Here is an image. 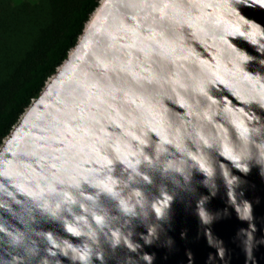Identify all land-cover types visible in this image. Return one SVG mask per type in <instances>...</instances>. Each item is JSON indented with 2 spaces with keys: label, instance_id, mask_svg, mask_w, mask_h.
I'll use <instances>...</instances> for the list:
<instances>
[{
  "label": "water",
  "instance_id": "95a60500",
  "mask_svg": "<svg viewBox=\"0 0 264 264\" xmlns=\"http://www.w3.org/2000/svg\"><path fill=\"white\" fill-rule=\"evenodd\" d=\"M0 264H264V7L99 0L0 144Z\"/></svg>",
  "mask_w": 264,
  "mask_h": 264
},
{
  "label": "trees",
  "instance_id": "16d2710c",
  "mask_svg": "<svg viewBox=\"0 0 264 264\" xmlns=\"http://www.w3.org/2000/svg\"><path fill=\"white\" fill-rule=\"evenodd\" d=\"M99 0H0V144Z\"/></svg>",
  "mask_w": 264,
  "mask_h": 264
},
{
  "label": "snow or ice",
  "instance_id": "6c2138e0",
  "mask_svg": "<svg viewBox=\"0 0 264 264\" xmlns=\"http://www.w3.org/2000/svg\"><path fill=\"white\" fill-rule=\"evenodd\" d=\"M261 7H264V0H255Z\"/></svg>",
  "mask_w": 264,
  "mask_h": 264
}]
</instances>
